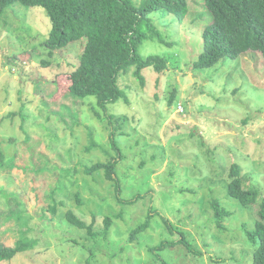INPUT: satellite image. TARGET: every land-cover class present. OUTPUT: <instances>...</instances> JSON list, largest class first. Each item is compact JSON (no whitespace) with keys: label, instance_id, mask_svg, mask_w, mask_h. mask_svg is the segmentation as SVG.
<instances>
[{"label":"rangeland","instance_id":"obj_1","mask_svg":"<svg viewBox=\"0 0 264 264\" xmlns=\"http://www.w3.org/2000/svg\"><path fill=\"white\" fill-rule=\"evenodd\" d=\"M152 17L158 34L140 54L168 64L162 73L145 69L144 84L136 68L120 77L127 100L108 107L118 159L112 124L95 114V99L54 101L56 76L72 71L82 42L50 56L47 11L16 3L0 16V245L29 246L0 264H253L244 227L255 230L264 203V59L249 53L195 70L211 19L204 2L190 0L183 23L162 12ZM112 158L120 198L104 173H85ZM234 165L246 188L261 193L249 209L227 193ZM214 200L232 214L222 229ZM70 211L92 233L71 225ZM150 213V228L130 242ZM108 216L117 218L106 233ZM182 235L194 252L151 250Z\"/></svg>","mask_w":264,"mask_h":264},{"label":"trees","instance_id":"obj_2","mask_svg":"<svg viewBox=\"0 0 264 264\" xmlns=\"http://www.w3.org/2000/svg\"><path fill=\"white\" fill-rule=\"evenodd\" d=\"M202 1L211 19L202 34L204 51L194 65L195 70L210 69L224 60L239 59L249 53L261 54L264 59V0ZM189 2L190 0H141L139 3L132 0H0V16L16 3L47 11L52 28L44 46L50 56L71 44L82 42V55L78 63L73 65L72 71L56 76L57 94L54 101L67 95L81 102L95 99L94 112L98 117L99 112L104 113L112 124L111 145L118 153V159H122L113 124L115 117L108 111V107L120 99L127 100L119 79L136 68L135 75L144 84L142 72L145 69L152 68L157 73H162L167 68V58L149 56L144 59L140 50L146 40L158 34L156 19L152 15L162 12L175 16L183 23L189 13ZM158 39L161 41L159 36ZM175 98L176 91L170 104L174 103ZM118 164L117 158H112L107 163L86 168L85 173L88 176L104 173L106 180L115 184L120 198L122 190L117 175ZM231 178L227 187L229 197L245 209L257 205L261 193L256 186L246 188V181L237 165L232 167ZM133 202L134 200L125 201L127 204ZM211 208L218 227L222 229L226 218L232 214L218 200L211 202ZM152 215L150 213L146 221L132 231L130 242L137 241L140 234L150 228ZM113 218L117 217L108 216L105 219L106 233L114 224ZM259 218L255 230L250 231L244 227L255 249L253 264H264V203L260 206ZM66 219L74 227L88 229L92 233V227L73 212H68ZM163 219L168 230L173 232L170 221L164 217ZM178 245L190 252L195 251L184 235L180 241H165L151 250L157 252ZM28 249L29 246L21 242L15 248L0 245V263L11 261Z\"/></svg>","mask_w":264,"mask_h":264}]
</instances>
